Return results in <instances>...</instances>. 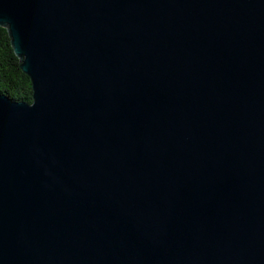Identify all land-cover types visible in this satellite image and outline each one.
<instances>
[{"label": "water", "instance_id": "95a60500", "mask_svg": "<svg viewBox=\"0 0 264 264\" xmlns=\"http://www.w3.org/2000/svg\"><path fill=\"white\" fill-rule=\"evenodd\" d=\"M32 102L0 91V264H264V0H0Z\"/></svg>", "mask_w": 264, "mask_h": 264}, {"label": "trees", "instance_id": "16d2710c", "mask_svg": "<svg viewBox=\"0 0 264 264\" xmlns=\"http://www.w3.org/2000/svg\"><path fill=\"white\" fill-rule=\"evenodd\" d=\"M0 91L15 101L32 102L30 78L20 68L8 31L0 27Z\"/></svg>", "mask_w": 264, "mask_h": 264}]
</instances>
